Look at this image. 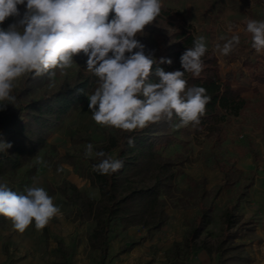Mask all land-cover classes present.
I'll return each instance as SVG.
<instances>
[{"label":"rangeland","instance_id":"rangeland-1","mask_svg":"<svg viewBox=\"0 0 264 264\" xmlns=\"http://www.w3.org/2000/svg\"><path fill=\"white\" fill-rule=\"evenodd\" d=\"M161 2L183 15L193 26L195 38H206L207 48L217 58L221 79H228L234 88L243 91L248 107L238 117L226 120L221 142L205 134L194 135L189 127L190 133L180 132L181 127L174 124L177 141L162 151L165 158L175 163L177 171L174 191L165 198V224L159 230L147 231L115 222L109 234L108 256L102 261L99 251L91 250L87 241L93 223L78 217L77 206L66 201L58 187L68 182L98 200V190L90 185L88 177L97 159L85 158V147L92 143L97 151L117 129L101 127L91 119L86 95L95 89L98 78L87 70L83 54L74 57L66 75L56 70L54 83L46 75L39 76L28 84L31 91L26 100L70 89L85 77L92 85L70 115L51 132L46 146L24 167L0 178L17 193L36 181L61 209L44 229L37 231L33 223L23 233L14 231L11 222L0 216V264H220L222 259H229L230 264H264V83H256L243 64L247 57L253 61L257 56L252 47L244 46L251 39L244 29L248 19H264V0ZM19 7L23 13L24 6ZM13 22L14 18H9L0 26L7 28ZM170 31L171 28L153 22L137 38L156 55L157 47L165 44L163 33ZM234 34L240 36V43L229 55H222L217 45L222 47ZM30 75L17 81L12 95L27 85ZM13 109L14 105L9 104L0 110V120L6 119ZM108 154L115 157V151ZM220 164L229 173L226 182ZM61 166L63 171L58 173ZM200 204H212L214 210L210 224L189 253L185 240L199 215ZM228 207H232L231 221L243 225V236L224 245L222 228Z\"/></svg>","mask_w":264,"mask_h":264},{"label":"clouds","instance_id":"clouds-1","mask_svg":"<svg viewBox=\"0 0 264 264\" xmlns=\"http://www.w3.org/2000/svg\"><path fill=\"white\" fill-rule=\"evenodd\" d=\"M19 6H24L23 13ZM161 8V0H0V25L14 18L7 28L0 26V110L15 103L12 93L22 77L46 75L54 83L56 70L66 75L74 57L83 54L87 70L98 78L86 95L95 124L132 133L176 116V128L198 125L210 97L203 87H188L184 75L200 76L206 38L197 36L193 47L182 53L183 71L156 67L158 81L149 82L158 62L145 54L137 34L153 23ZM244 31L251 34V47L257 53L264 51V20L248 19ZM239 43L240 36L234 34L217 48L227 56ZM159 63L171 65L172 60L160 58ZM127 144L134 147V139L129 137ZM11 147L0 142V150ZM84 155L99 161L93 171L101 175L123 167L122 160L94 151L92 143ZM62 171V166L57 168ZM60 213L54 198L36 181L22 193L0 182V216L11 222L14 231L23 233L33 223L42 230Z\"/></svg>","mask_w":264,"mask_h":264},{"label":"trees","instance_id":"trees-1","mask_svg":"<svg viewBox=\"0 0 264 264\" xmlns=\"http://www.w3.org/2000/svg\"><path fill=\"white\" fill-rule=\"evenodd\" d=\"M153 22L165 25L171 31L163 33L165 44L157 47L156 55L145 48V54L153 56L158 62L153 66L149 82L158 81V77L154 75L156 67L165 71H183L180 56L187 48L193 47L195 39L193 26L176 9L162 6L159 16ZM251 43L250 39L244 46L251 47ZM160 58L171 59L172 64H160ZM202 59L204 66L200 76L194 77L185 72L184 79L188 87L205 88L210 101L198 125L181 127L179 130L190 133L191 129L194 135L205 134L221 142L225 136L226 120L238 117L248 107L249 101L242 96L241 89L234 88L228 79H221L217 58L211 50L208 49ZM243 64L248 67L251 78L256 83H264V51L257 53L253 61L247 57ZM38 78L40 77L33 78L30 75L27 85L14 95L16 100L13 111L6 119L0 120V142L12 145L7 150H0V178L24 167L46 146L51 132L70 115L92 85L85 77L70 89L43 93L37 99L26 100L31 91V85L28 84ZM177 123L178 117L173 116L170 121L162 120L143 130L132 133L116 130L108 136L97 151L107 154L115 151V158L124 163L120 170L111 175H101L93 171L92 167L88 177L90 185L98 190V200L80 192L68 182L58 187L65 200L77 206L78 217L93 223L87 241L91 250L99 251L102 261L108 256L109 234L115 222L125 228L140 226L147 231L159 230L165 224V198L174 191L177 171L175 163L165 158L162 151L177 141V131L174 129V124ZM129 137L134 139V147L128 146ZM98 162L96 160L94 164ZM219 168L224 182L228 181L229 173L225 171L224 165L220 164ZM213 210L212 204L199 205V215L185 240L189 253L210 224ZM231 212L232 207H228L223 221L224 245L243 236V225L238 221H231ZM232 228H235L234 232L230 231ZM228 262L229 259H222L220 264H230Z\"/></svg>","mask_w":264,"mask_h":264}]
</instances>
